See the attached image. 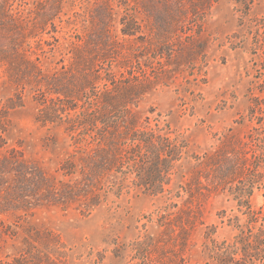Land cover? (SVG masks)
Listing matches in <instances>:
<instances>
[{
    "label": "rangeland",
    "instance_id": "374dc122",
    "mask_svg": "<svg viewBox=\"0 0 264 264\" xmlns=\"http://www.w3.org/2000/svg\"><path fill=\"white\" fill-rule=\"evenodd\" d=\"M262 47L264 0H0V264H139L129 247L147 235L183 242L184 264H213L205 246L248 225L239 199L264 209ZM108 72L136 85L138 124L183 137L187 153L169 192L112 191L87 214L49 193L79 151L38 101L86 106L84 78L101 87Z\"/></svg>",
    "mask_w": 264,
    "mask_h": 264
},
{
    "label": "trees",
    "instance_id": "16d2710c",
    "mask_svg": "<svg viewBox=\"0 0 264 264\" xmlns=\"http://www.w3.org/2000/svg\"><path fill=\"white\" fill-rule=\"evenodd\" d=\"M95 75L102 86L84 78L92 86L91 93L85 91L86 106L78 105L73 98L38 101L41 120L64 117L70 123L68 129L76 132L72 137L79 151L77 162L67 159L62 165V175L67 179L60 188L49 189V193L62 206L74 203L87 214L104 203L112 191L120 194L138 188L152 194L169 192L166 186L187 153V141L183 137L173 135L157 123L150 125L149 119L138 124L128 107L137 94L135 84L112 72ZM83 88L85 85L80 90ZM59 102L63 103L60 107L56 105ZM221 157L213 154L206 158L214 173L212 181L217 183L224 180ZM239 200L247 208L244 213L248 225L232 241H212L211 246H205L213 264H264V225L261 223L256 231L250 225L258 220L259 214L264 220V209L255 211ZM171 239L149 235L136 239L129 247L134 252L132 258L139 259V264H184L183 242L173 238L170 243Z\"/></svg>",
    "mask_w": 264,
    "mask_h": 264
}]
</instances>
